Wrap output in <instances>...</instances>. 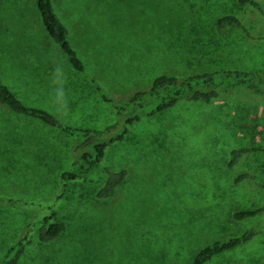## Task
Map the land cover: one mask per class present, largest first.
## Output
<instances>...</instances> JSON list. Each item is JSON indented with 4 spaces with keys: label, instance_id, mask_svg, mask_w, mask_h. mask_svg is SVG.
Wrapping results in <instances>:
<instances>
[{
    "label": "rangeland",
    "instance_id": "374dc122",
    "mask_svg": "<svg viewBox=\"0 0 264 264\" xmlns=\"http://www.w3.org/2000/svg\"><path fill=\"white\" fill-rule=\"evenodd\" d=\"M54 3L87 72L117 101L161 73L264 72V13L238 0ZM227 14L240 16L252 36L220 27L217 19ZM0 78L24 103L66 123L101 127L114 119L47 32L36 0H0ZM254 85L182 107L192 119L187 128L198 127L201 139L173 142L162 118L146 119L85 176L67 182L61 174L74 141L0 103V252L12 240L35 238V221L55 212L67 229L53 243L34 241L31 264H188L206 244L263 221L264 212L244 221L232 216L264 205V81ZM241 146L263 149L228 167L230 150ZM106 168H126L128 176L100 200ZM245 171L250 179L236 184ZM207 264H264V222L248 243Z\"/></svg>",
    "mask_w": 264,
    "mask_h": 264
},
{
    "label": "trees",
    "instance_id": "16d2710c",
    "mask_svg": "<svg viewBox=\"0 0 264 264\" xmlns=\"http://www.w3.org/2000/svg\"><path fill=\"white\" fill-rule=\"evenodd\" d=\"M238 2L244 9H249L251 5L262 14L264 13L259 0H238ZM36 6L47 32L66 55L70 65L74 70L85 75L103 103L114 110L112 123L105 126L72 125L49 109L27 105L10 85L0 78V103L19 115L38 120L68 135L74 141L71 147L72 163L70 168L61 174V178L66 182L85 176L90 167L103 161L109 148L127 140L132 129L146 119L162 118L173 142L179 139L186 141L201 139L202 136L197 132L198 127L190 130L187 128L186 123L192 119L188 112L184 116L182 107L194 104L209 105L222 97L231 96L236 88L252 87L255 86L256 81H264L262 70L245 71L223 68L186 75L161 73L153 79L149 88L137 90L125 101H117L101 82L87 72L83 58L71 43L70 29L57 12L54 0H36ZM217 23L222 28L237 26L246 36L249 38L252 36L249 28L238 15H222L217 19ZM261 37L264 38V36ZM261 149L263 148L246 146L232 148L228 156V167H237L247 153ZM127 176L126 168H106L105 179L97 190L96 197L100 200L112 198ZM249 179L250 173L245 171L237 173L234 182L238 184ZM260 212H264V205L256 209L235 211L232 216L235 220L244 221ZM263 222L264 220L239 235L206 244L188 264H207L224 252L232 251L248 243L260 230ZM34 229L35 238L27 235L7 243L0 252V264H31L33 260L28 257V247L34 241L41 244L57 241L64 234L67 226L62 220L56 219L53 212L36 220Z\"/></svg>",
    "mask_w": 264,
    "mask_h": 264
}]
</instances>
